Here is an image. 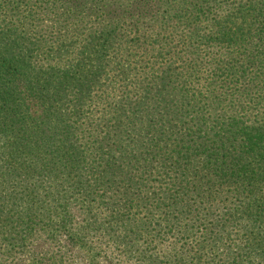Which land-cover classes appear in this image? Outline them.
<instances>
[{
	"label": "trees",
	"instance_id": "obj_1",
	"mask_svg": "<svg viewBox=\"0 0 264 264\" xmlns=\"http://www.w3.org/2000/svg\"><path fill=\"white\" fill-rule=\"evenodd\" d=\"M37 242L264 264V0H0V264Z\"/></svg>",
	"mask_w": 264,
	"mask_h": 264
},
{
	"label": "rangeland",
	"instance_id": "obj_2",
	"mask_svg": "<svg viewBox=\"0 0 264 264\" xmlns=\"http://www.w3.org/2000/svg\"><path fill=\"white\" fill-rule=\"evenodd\" d=\"M61 243L63 250L68 249V246L63 241ZM31 247L32 248L29 250V252L25 254L21 259H19L16 264H28L30 259L33 257V255L38 253H46L51 249L50 245L44 244L43 242L42 243L37 242L33 244ZM68 250L73 254L75 259L78 260V262L84 263L83 254L79 253V251L74 249L73 247H70ZM104 264H112V263L104 262Z\"/></svg>",
	"mask_w": 264,
	"mask_h": 264
}]
</instances>
